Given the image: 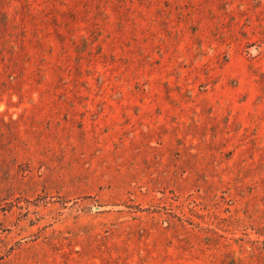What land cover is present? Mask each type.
<instances>
[{
    "label": "rangeland",
    "instance_id": "obj_1",
    "mask_svg": "<svg viewBox=\"0 0 264 264\" xmlns=\"http://www.w3.org/2000/svg\"><path fill=\"white\" fill-rule=\"evenodd\" d=\"M0 264H264V0H0Z\"/></svg>",
    "mask_w": 264,
    "mask_h": 264
}]
</instances>
